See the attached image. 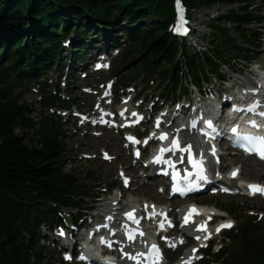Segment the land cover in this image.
<instances>
[{"label": "trees", "instance_id": "16d2710c", "mask_svg": "<svg viewBox=\"0 0 264 264\" xmlns=\"http://www.w3.org/2000/svg\"><path fill=\"white\" fill-rule=\"evenodd\" d=\"M170 1L0 0V73L3 77V82L0 83V183L5 187L2 189L0 186V239L14 236L17 218L29 208H34L40 198L46 199L47 191L55 194L49 191L54 187L49 186L65 178L63 140L58 138L60 126L57 124L53 129L44 128L43 125L37 126L31 116V105L22 101L19 89H15L16 78L22 76L18 71H22L24 75L27 74L26 67L28 70H34L33 65L43 66L42 70L51 67L57 49L61 48L55 33H60L61 36L76 23L84 25L90 22V15L100 25L109 27H115L111 22V17L114 16L126 19L131 23V27L141 24L136 33L139 38L129 48L130 54H133L132 59L139 56L148 63L168 65L170 69L165 73L170 75L178 74L183 67H191L194 64L204 67L203 59L213 58L189 49L186 45L182 47L167 32L171 19ZM185 1L191 8L199 10L235 0ZM149 13L154 14L152 18L155 21L142 22L140 17L146 18ZM215 21L218 24L214 25L213 30L216 40L220 43L213 51L220 58L222 47L226 46L230 50L235 38L230 34L231 29L228 26L219 25L231 23L241 37L244 36L247 21L246 15H241L237 10H231ZM182 53L184 56L180 63L178 57ZM24 65L25 67H22ZM44 118L45 121L51 120L48 115ZM35 128L37 129L33 130ZM16 129L20 130L21 137L16 135ZM5 179H9L11 184H7ZM14 185L16 186L13 187ZM6 187L15 192L13 197L7 195ZM24 189L29 194L26 198ZM262 246V250L250 253V264H264V244ZM5 247L0 242V264H13ZM18 258L20 264H29L27 257ZM14 264L19 263L16 261Z\"/></svg>", "mask_w": 264, "mask_h": 264}, {"label": "bare ground", "instance_id": "6f19581e", "mask_svg": "<svg viewBox=\"0 0 264 264\" xmlns=\"http://www.w3.org/2000/svg\"><path fill=\"white\" fill-rule=\"evenodd\" d=\"M170 4L172 5V4H174V2H173V0H171L170 1ZM164 12V11H163ZM162 12V13H163ZM170 13H171V15L172 14H176L178 17H182L181 15H179V14H177L176 12H175V10L173 9V8H171L170 9ZM152 16H154V14L152 13ZM148 19V17H146V18H144V17H140V20L142 21V22H145V21H149V20H147ZM187 19L188 20H190V21H199V19H197L196 20V18L194 17V16H191L190 14H188L187 15ZM152 20H154L155 21V19H152ZM187 23V22H186ZM137 26V28H139L138 30H140V28H141V24H137L136 25ZM76 27V28H75ZM81 26L79 25V24H75L73 27H71V30H75L74 32V34L78 37V38H82L83 40H85L86 39V42L87 43H91V39L90 38H87L86 37V35H85V33H84V30H81V28H80ZM171 28H173V29H180L181 27H180V25H173V27H171ZM188 27H186V29H187ZM144 30H146V29H144ZM106 34V32H103L102 33V35H101V37L102 36H104ZM55 35L58 37V39L60 38V33L58 34V33H55ZM11 39V38H10ZM0 50H1V47H0ZM15 58H16V56H15ZM102 61L100 60V61H98L93 67H92V70L91 71H93V69H95V67H97V65H99V63H101ZM79 62H73V64H71L70 66H68V65H65V64H63V65H58V66H56V68H54V70L51 72V77L55 80V82L57 83V84H59V85H61V87H63V88H69V86L71 85V82L70 81H68V82H63V79H60V78H58V77H56V74H62L63 76H65V77H68V74H70L69 73V71H70V69L72 68V67H84L85 66V64L84 65H81V64H78ZM22 67H25V65L24 66H22ZM42 67L43 66H40V67H36V66H34L33 65V69L34 70H28L27 69V67L25 68V71H27V74H24L23 75V72L22 71H18V73L20 74V75H22L20 78H16L17 79V81H16V86H15V89L17 90V89H19V94H21V95H23V96H28L29 94L31 95V94H36V93H43V92H47V91H55V87H53V86H51L50 84H49V82H47V80H46V78H42V76H43V74H41V73H48V71L47 70H42ZM80 67V68H81ZM108 67V65H106V68ZM33 71H35L36 73H33ZM8 72H9V70H8ZM17 75V74H16ZM19 75V76H20ZM18 76V77H19ZM105 76H102V78H104ZM3 82V77H2V75H1V73H0V83H2ZM33 82H36L39 86H41V88L38 90L37 88H35L34 87V84H33ZM45 83H47L48 84V86H45ZM101 103L100 102H98V105H100ZM59 106H61V105H59ZM98 116H99V114H98ZM160 126H162V124L161 123H159V124H157V127L155 128L156 130L157 129H159V127ZM37 128H35V129H33V130H36ZM15 132H16V130H15ZM194 132L195 133H197V134H200V135H205V133H204V131H202V129H197V130H194ZM22 136V134H19L18 135V137H21ZM206 136V135H205ZM236 137H237V135H236ZM24 139V138H23ZM246 154H248V152H246ZM0 186H1V188L3 189V188H5L4 187V184L1 182L0 183ZM73 188L74 189H78V187H76V186H73ZM6 190H7V195L11 198V197H13V195H14V191H11L9 188H7L6 187ZM79 190V189H78ZM10 191V192H9ZM233 192V191H232ZM23 194H24V197L26 198V196H28L29 194L27 193V191L24 189V191H23ZM259 198H261V196H259ZM39 200H41V198L39 199ZM41 209V213L39 214V216L40 217H36V220H40L42 223V225H44L45 223H47V221L49 220V212H50V205H44L43 207H41L40 208ZM29 211L28 210H26V214H28L29 215ZM196 214L199 216V221H202V220H204L205 218L207 219V220H209V222L211 221V219H209V218H207V217H204L203 215H201L200 213H198V212H196ZM203 214H205L206 216L208 215V212H206V211H204L203 212ZM21 217V216H20ZM22 218V217H21ZM107 222H109V221H106L105 223H107ZM26 224V223H25ZM29 225H33L32 223H29ZM20 226H21V223H20V219H19V217L17 218V220H16V226H15V228H17V229H20ZM42 228L43 226H39V225H37V228ZM21 239H26V235H25V232H19V233H17V234H15L14 236L12 235V236H9V237H6V238H4V239H0V242H1V244H3V245H5L6 247V251H7V253L9 254V257H10V260L12 261V263L14 264V263H16V261H17V259H16V257L17 256H23V257H28L27 255L29 254V252L31 251V249L32 250H36L37 249V247L36 246H32V244L31 243H28V242H23L22 244H21V246H19L18 244H19V242H20V240ZM11 252L13 253V254H15V255H17L16 257L14 256V255H10L11 254ZM79 258V257H78ZM78 258H76V260L78 259ZM82 261H83V259H81ZM233 262L234 260H231V258H228L227 260H225V261H223L222 263L223 264H229V263H231V262ZM17 263H18V261H17Z\"/></svg>", "mask_w": 264, "mask_h": 264}, {"label": "rangeland", "instance_id": "374dc122", "mask_svg": "<svg viewBox=\"0 0 264 264\" xmlns=\"http://www.w3.org/2000/svg\"><path fill=\"white\" fill-rule=\"evenodd\" d=\"M232 8L233 7L229 4L228 5L220 4L217 7L204 8V9L192 12L194 14V17L196 18V20L199 19V30L197 31L196 36L195 37L193 36L191 38V40L189 42V46H196L199 49V51H202V52L208 50V48L210 47V40L209 39L206 40L203 38L204 37L206 38L207 36L214 34V30H213L214 23L211 20L213 18H216V17L222 15L224 12H227L228 10L230 11V9H232ZM145 22H148V21H145ZM149 22H151V21L149 20ZM16 37L17 36L15 35V39H16ZM12 41H14V38ZM27 99L33 100L34 97L28 95ZM34 116H37V115L34 114ZM16 133L20 134V130L16 129ZM69 140L70 139H68V141ZM71 141H73V140H71ZM100 143L106 144L107 140L103 139L102 141H100ZM71 146L72 145H70V148H71ZM115 148L116 147H113L114 150H115ZM243 162H244V175L246 176L247 179H252V177L261 178L260 169L254 165L252 160H244ZM104 166H105V164L100 162V161L80 162L77 159L76 152L73 151L72 153L71 152L69 153V158H68L67 163H66V170L73 171L77 175L78 178L84 179V180H86L84 172L86 170H89V169L95 171L96 177H98L99 179L108 178L110 175L112 177V175L115 174L112 166L109 165V167H111L110 170L103 169ZM5 182H7V184H11V181L9 179H5ZM15 186L16 185H14L13 187H15ZM232 199H233V204H239L242 206L244 203V201L241 200L240 198H231V200ZM211 200L215 203H221L224 205L226 203L225 202L226 198H214ZM252 203L253 202H248V203H246V205H249ZM234 210H237V209H234Z\"/></svg>", "mask_w": 264, "mask_h": 264}, {"label": "snow or ice", "instance_id": "6c2138e0", "mask_svg": "<svg viewBox=\"0 0 264 264\" xmlns=\"http://www.w3.org/2000/svg\"><path fill=\"white\" fill-rule=\"evenodd\" d=\"M182 19V22L183 23H186V21H183V18L181 17ZM184 31H187L186 28L183 29ZM261 115H264V113H261ZM207 123L211 124V121H208ZM253 124H255V122L253 121L252 122ZM233 131H235V129H233ZM166 137V134L165 133H162L161 134V138H165ZM245 139V147H246V150H248L249 152H256L258 155H260L262 158H264V137H260V136H252V135H248V136H245L244 137ZM173 144L176 145L177 147L179 146L176 139L173 140ZM188 148L190 149L191 146L189 145ZM162 151H164V149H162ZM215 151V149L213 148V152ZM138 154V152H137ZM155 159H159V157L155 158ZM193 163L197 166L198 168V171H197V175H200L203 179H207L206 176H203V167H202V161L201 162H195L193 161ZM235 174V173H233ZM175 179V176L173 177ZM250 188H252L253 190H260V191H264V189H260L259 186L257 185H250L249 186ZM174 190H177V191H181V194H184V192L180 189H174ZM127 215V214H126ZM231 221L228 222L227 226H231ZM217 231H219V228L217 229ZM61 234H63L61 232ZM210 235V234H209ZM199 238V237H197ZM131 239V237H130ZM205 239H207V237H205ZM174 246V245H173ZM153 250L158 253V248L156 245H153ZM126 255H128L126 253ZM130 258H133L135 259V257H130Z\"/></svg>", "mask_w": 264, "mask_h": 264}, {"label": "water", "instance_id": "95a60500", "mask_svg": "<svg viewBox=\"0 0 264 264\" xmlns=\"http://www.w3.org/2000/svg\"><path fill=\"white\" fill-rule=\"evenodd\" d=\"M255 233V232H254Z\"/></svg>", "mask_w": 264, "mask_h": 264}]
</instances>
